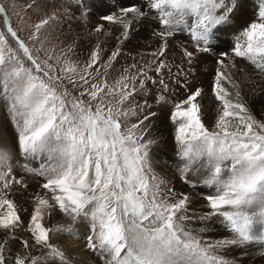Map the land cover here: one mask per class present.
<instances>
[{
	"label": "snow or ice",
	"instance_id": "6c2138e0",
	"mask_svg": "<svg viewBox=\"0 0 264 264\" xmlns=\"http://www.w3.org/2000/svg\"><path fill=\"white\" fill-rule=\"evenodd\" d=\"M242 6V0L121 6L100 17L119 26L116 48L106 55L98 42L81 62L75 43L54 42L53 26L62 18L58 10L44 11L46 0L13 5L22 21H31L29 13L38 17L27 40L0 5V101L14 131V146L0 134V264H72L53 235L78 239L77 226L100 264H238L230 253L251 244L264 257V120L234 77L250 69L264 82V0L233 33L230 49L219 51L209 86L217 113L211 127L203 119L205 90L192 80L201 54H215L218 35ZM153 21L158 44L150 58L113 76L124 42ZM94 31L112 35L103 23ZM149 85L158 89L157 105H171L176 172L205 202L199 227L191 225L192 195L169 186L149 160L157 142L145 138L146 122L157 116L146 98ZM180 90L184 98L173 100ZM252 95L264 96V87ZM17 166L42 180L26 228L15 194L28 185ZM56 213L68 222L49 227ZM217 226L227 235H206ZM19 231L28 238H18Z\"/></svg>",
	"mask_w": 264,
	"mask_h": 264
},
{
	"label": "bare ground",
	"instance_id": "6f19581e",
	"mask_svg": "<svg viewBox=\"0 0 264 264\" xmlns=\"http://www.w3.org/2000/svg\"><path fill=\"white\" fill-rule=\"evenodd\" d=\"M120 1L121 0H82L81 2V0H46V7L44 8V11L51 12L53 10H58V14L62 18L61 23L53 26L54 31L52 33V38L54 42L60 43V41H63L65 44L75 43L76 53L81 62L87 59L89 51L98 42L106 49V55L110 54V52L117 46L116 37L119 35V26L108 25L106 22H103L100 17L113 12H118L121 6H128L134 2L137 5L143 3V0ZM0 2L4 4L2 0H0ZM25 2L26 0H18L20 6H22ZM245 2L257 3L258 0H242V4H245ZM5 9L7 11V15L12 20V26L17 28L16 23H18V18L16 19L15 14L9 6ZM66 10H69V12ZM242 11L246 12L245 9ZM28 15L31 16V21L26 22L28 25L36 21L38 18L37 15L32 13H29ZM25 20H27V17H25ZM102 23L105 24L106 29L111 30V36L105 37L103 33H96L94 31L96 26ZM150 24L151 26H149V23L146 22L139 25V30L134 32L131 38L124 42L122 46V54L126 53V55L118 58L119 62L114 65L112 70L113 76H116L122 67H126L133 62H139L142 59L147 60L150 58L147 54L153 51L158 44V38H155L152 35L153 28L156 27V24L154 21L150 22ZM246 24L247 22H244L243 15H235L231 26L225 27V29L218 35L216 41L217 50L215 54H201L200 59L214 62L212 56L219 54V51H228L230 49L228 46L232 42L230 40L233 39V33L244 27ZM20 36L25 39L22 35ZM56 36H59V40L55 39ZM182 39V36L177 37V40ZM172 47L173 51L178 52L175 42H173ZM139 57L141 60L138 59ZM195 67L197 71L196 75L192 77L193 87L202 86L205 90V95L202 99L203 119L205 124L211 127L214 124L217 113L216 102L211 96L209 86L216 66H210L212 72L210 71V73H205L203 76L200 75L201 68L199 66ZM234 77L237 81L242 82L244 95L250 101V107L253 114L256 115L258 119L264 120V96L255 98L252 95L253 89L264 87V82H262L261 78L257 80L252 79L247 76L246 72L245 74L234 73ZM149 88L150 92L146 98L149 100V103L152 104V111L157 112V116L154 117L153 120L156 122V128L158 129V133L155 138V141L157 142L151 146V152L153 155L152 157L149 156V160L153 169L170 181L169 186L173 187L178 193L189 192V194L192 195L191 208L195 210L196 215L193 217L191 225L193 227H199L201 223L199 215L201 214V210L205 209V202L202 197L190 192L189 187L180 180L179 174L176 172L175 165L179 163V160L176 156L175 142L173 143L174 140L172 141V133L174 131L173 125L168 119L171 105H157L155 103V98L159 94L158 89L152 87L151 85H149ZM184 95L183 90H180L172 97V99H183ZM144 98L145 97H143V95L138 97V99L141 100ZM1 128L2 126H0V130ZM192 178L196 179V177ZM200 190L207 191V189L202 187ZM189 214L191 215V213ZM59 220L60 218H58L56 214L49 218L52 226L61 222ZM77 231L80 238H69L67 235H53V243L58 244L66 252L67 257L72 261V264H100L99 260L85 249V239L83 237L86 235V230L77 226ZM206 235L219 238L223 235H227V233L222 228L217 226V230L215 232ZM260 251L261 247L259 244H251L243 249L233 250L230 253V258H235L238 261V264H264V257L260 256Z\"/></svg>",
	"mask_w": 264,
	"mask_h": 264
},
{
	"label": "rangeland",
	"instance_id": "374dc122",
	"mask_svg": "<svg viewBox=\"0 0 264 264\" xmlns=\"http://www.w3.org/2000/svg\"><path fill=\"white\" fill-rule=\"evenodd\" d=\"M121 1H124V0H121ZM2 2L4 4H2L0 2V5H3L5 8L7 6H9L10 9L15 14L16 19L18 18L17 19L18 23H16V26H17L18 30H20L19 31L20 35H22L23 37H25V39H27L28 35H29V32H30V28H29L30 26L25 21H22L20 19V16L17 15L18 7H13V5L20 6V4L18 3V0H2ZM256 5H257V3H255V2H248V3L245 2V4H243V6L240 8L239 13L237 12L235 15H237V14L243 15L244 22L248 23L254 18L253 12L255 10V6ZM244 9L246 10V12L242 11ZM66 11L69 12V10H66ZM230 26L231 25L226 26V27H230ZM232 40L233 39H231L230 41H232ZM231 44H232V42L228 46L229 48H230ZM172 49H173V47H172ZM124 55H126V53L122 54L120 57H124ZM218 55L219 54H216L215 56H212L213 59H214V62L200 59V62L196 65V66H199L201 68L200 75L203 76L205 73H210V71H211V67L210 66H216L215 61H216ZM135 58H137V57H135ZM138 59L141 60L140 57ZM236 62H237L238 65H243V63H244V62H242L240 60H237ZM205 69H207V71H205ZM235 73L236 74H238V73L239 74H245V73H240L238 71L235 72ZM246 74H247V76L251 77L254 80H257V79L261 78L258 74H256L255 72L251 71L250 69H246ZM148 102H149V100H148ZM0 117H1L0 118V123H1L0 126H2V128L0 130V134H3L4 138L6 140H8L9 144L14 146V131L12 129L10 118L8 116V112H7V109L4 106L3 101H0ZM146 123L149 125V132H148V134H147V136L145 138H147V139L150 138V140H155L156 134L158 133V131H157L158 129L156 128V122L152 118L150 121H148ZM173 140L174 139H173V133H172V141ZM173 143H174V141H173ZM175 150H176V145H175ZM152 155L153 154H152L151 149H150L149 156L152 157ZM17 159L19 160V164L20 165L25 163V161L22 158L18 157V156H17ZM30 163H31V166H33V167H39V165L36 164L35 162H30ZM16 172H17V174L19 176H23L25 178V183L28 185V188H27L26 191H23L22 193L20 191H18L15 194V198H16L18 204L21 206V209H22L21 214L23 215V218H24V221H25V228H26L27 227V221L29 219V213L31 212V209H32L31 196H32L33 193L41 191V189L39 188V184L42 183V180H41L40 177H33L31 175H28L19 166H17ZM56 215L58 216V218H60L59 221H61V222H58L57 224H61V223L62 224H66L68 222L66 220V218L62 216V214L56 213ZM47 225L49 227L52 226V223L49 221V218L47 219ZM17 237L18 238H28V233L26 231H19V232H17ZM12 246L14 248H18L19 244L14 241V242H12Z\"/></svg>",
	"mask_w": 264,
	"mask_h": 264
}]
</instances>
